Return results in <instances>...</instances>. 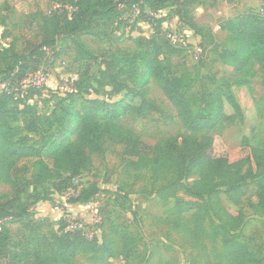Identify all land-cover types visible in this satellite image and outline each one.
Instances as JSON below:
<instances>
[{
    "label": "trees",
    "instance_id": "1",
    "mask_svg": "<svg viewBox=\"0 0 264 264\" xmlns=\"http://www.w3.org/2000/svg\"><path fill=\"white\" fill-rule=\"evenodd\" d=\"M201 1L72 0L74 10L70 14L57 12L42 17L34 37L25 40L23 50L13 52L9 48L0 52L7 58L6 68L0 71V82L10 84V92L0 91V264H75L81 253H91L93 264H108L106 256L110 254H117L126 263L138 258L131 235L114 238L102 232V243L95 248L96 240H89L78 231L66 230L63 219L61 235L55 236L53 241L44 240L41 250L16 251L10 246L9 225L31 222L30 207L22 200L28 184L20 175V164L34 159L40 172L45 176H63L61 184H65L89 169L92 157L102 154L107 143L124 146L131 170L136 173L150 170L153 177L161 181L157 196L165 204L174 200L168 215L177 230L184 232L193 244L215 245L220 240L218 256L226 264H264V255L258 257L241 240L243 215L231 213L221 200L225 192L239 205L249 192V181L260 177L256 206L264 214V142L251 147L250 155L235 161L213 153V134L221 132L226 124H234L240 112L229 94L232 86H215L205 92L200 109L195 111L196 99L188 94L190 80L169 73L170 57L180 55L181 46L171 43L160 30L164 18L155 20L145 14L146 9L158 13L169 8V14L176 15L194 33L202 37L206 32L211 36V28L199 25L190 14L191 7ZM135 9H139L140 19L152 24L154 33L150 37L133 38L134 48L99 62L104 80L112 86L108 99L88 96L86 83L91 74L85 73L73 81L72 88L61 99L64 114L54 119L59 123L57 130H53L51 117H36L29 101L42 93L44 87H29L22 94L20 83L26 75L37 71L51 73L54 61L49 60V52L67 40L76 48V60L89 72L97 57L94 51L82 45V38L93 33L95 23L119 24L125 14ZM220 28L227 32L232 47L220 49L217 59L241 74L234 86H246L251 68L257 66L264 71V15L245 13L238 20L222 23ZM163 57L167 58V64ZM151 80L172 105L176 119L185 130L164 137L156 144L147 143L123 120L128 114L147 119L160 111L146 94ZM122 92H125L122 100L112 101L113 95ZM137 99H140L139 104L135 103ZM226 102L234 107L236 114L226 113ZM18 116L26 117L27 131L41 134L44 141L41 147L29 144L30 137L22 135L23 130L12 125ZM41 121L47 128L39 127ZM44 152H47L45 157ZM190 178L192 184L187 185L185 180ZM1 185L8 186L10 192L2 191ZM100 192L99 184L92 183L70 202L85 203ZM40 200L36 197L34 202ZM190 212L193 213L191 218H186ZM157 264L165 263L160 260Z\"/></svg>",
    "mask_w": 264,
    "mask_h": 264
},
{
    "label": "rangeland",
    "instance_id": "2",
    "mask_svg": "<svg viewBox=\"0 0 264 264\" xmlns=\"http://www.w3.org/2000/svg\"><path fill=\"white\" fill-rule=\"evenodd\" d=\"M72 0H0V52L11 49L13 52L23 50L26 39H31L42 22V17L51 13H71L74 7ZM170 9L153 13L146 9V15L157 20L164 18L160 30L166 34H176V41L171 43L181 46L182 53L170 57L169 73L174 77L183 76L190 80L188 94L196 99L194 110L200 109L203 94L215 86L226 88L231 85L229 94L238 104L240 112L234 124H226L219 133H214L213 153L227 157L230 161L250 155L251 147L260 146L264 142V71L257 66L250 69L249 83L246 86H234L241 77L240 73L219 61V50L232 47L227 32L220 25L229 20H238L245 13L254 12L264 15V2L261 0H203L193 5L190 14L199 25L211 28V36L204 32L202 37L189 29L176 15L169 14ZM139 9L125 14L119 24L95 23L93 33L82 38L84 47L94 51L97 62L91 64L89 72L76 60V48L67 40L49 52V60L54 61L48 84L43 92L29 101L35 116L51 117L53 130L59 123L54 119L64 114L61 99L72 88L73 78L91 74L86 83L89 97L107 100L112 91L110 82L104 80L99 62L120 56L125 50L134 48L133 38L153 35L152 24L140 19ZM62 46V49L60 48ZM61 49V52H59ZM59 52V55H55ZM164 64L167 58L163 57ZM6 55L0 53V71L6 68ZM121 67V65H119ZM118 71V69H117ZM121 78V77H119ZM104 82L102 83V81ZM133 84V81L130 82ZM125 92L113 95L112 101L124 98ZM147 97L157 103L159 112L149 118L142 119L128 114L124 122L133 128L147 143L156 144L169 135L183 133L175 117V111L157 84L151 80L146 87ZM140 103V99L135 101ZM228 115L236 114L234 107L226 102ZM25 116H18L12 123L20 127L22 135L30 137L29 144L35 147L43 145L38 132L25 129ZM27 119H30L29 116ZM45 123H39L40 128ZM76 122H73L75 125ZM24 128V129H23ZM124 146L107 143L102 154L92 157V164L81 175L74 176L69 182L61 184L63 176L54 174L45 176L30 159L20 164V175L28 184V190L22 194V200L30 209V223L10 224L11 249L22 251H39L44 240L53 241L61 235L60 221L63 213L77 218L83 215L91 222L87 228V237L96 240V248L102 243V232L114 238L131 235L137 249L138 258L129 263L117 254L106 256L108 264H157L162 260L165 264H226L220 259L221 243L205 242L193 244L184 232H179L168 215V209L174 200L164 203L156 194L161 183L155 179L150 170L136 173L129 168V159L124 154ZM47 152L42 156L45 157ZM41 174L42 176H40ZM193 179L185 180L187 185ZM98 183L101 192L92 202L99 210V222L83 208L82 203H71L70 199L78 195L85 187ZM261 178L249 181V192L239 205L234 204L229 195L221 194L223 205L233 214L241 213L244 221L239 231L241 240L258 256L264 255V214L256 206V193L260 189ZM1 190L8 193L9 187L1 185ZM225 191V189H223ZM36 197L41 200L35 203ZM46 198L48 200H46ZM58 207V209H57ZM192 212L185 215L191 218ZM92 254H79L75 264H93Z\"/></svg>",
    "mask_w": 264,
    "mask_h": 264
},
{
    "label": "built area",
    "instance_id": "3",
    "mask_svg": "<svg viewBox=\"0 0 264 264\" xmlns=\"http://www.w3.org/2000/svg\"><path fill=\"white\" fill-rule=\"evenodd\" d=\"M166 34V33H165ZM169 40L176 41L177 36L176 34H166ZM51 73L44 72V71H37L34 73H29L26 75V77L21 81L20 86L22 90V94H24L29 87L34 88H43L46 84H48L49 78ZM75 78H73V81ZM71 82V84L73 83ZM9 82H0V91H6L10 92L9 90ZM17 95V94H16ZM83 208L86 212L91 213L93 217H95V222H99V210L96 208L95 204L92 202V199L88 202L82 203ZM58 209V207H57ZM63 220L66 224V230L71 232H80L85 238L87 237V228L91 224V222L87 219L86 216H82L77 218L76 216H73L69 213H63ZM93 239V238H90ZM89 239V240H90Z\"/></svg>",
    "mask_w": 264,
    "mask_h": 264
}]
</instances>
